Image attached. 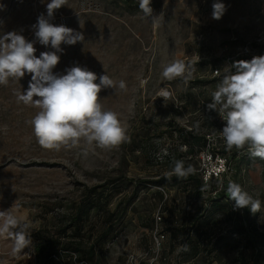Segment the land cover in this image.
Wrapping results in <instances>:
<instances>
[{
  "label": "rangeland",
  "instance_id": "374dc122",
  "mask_svg": "<svg viewBox=\"0 0 264 264\" xmlns=\"http://www.w3.org/2000/svg\"><path fill=\"white\" fill-rule=\"evenodd\" d=\"M50 2L0 0V35L17 31L35 41L37 57L55 51L41 45L32 28ZM221 2L227 11L216 20L214 0H152L153 14H164L158 28L143 17L139 0H66L54 11L50 23L82 33L84 41L62 43L53 72L78 65L94 72L97 83L101 75L113 79L117 87L102 88L100 102L118 114L129 139L111 150L84 141L44 149L28 123L39 109L17 101L31 74L0 85V211L12 208L34 224L32 245L20 255L12 256L11 240L0 237V264H241L259 248L258 264H264V160L250 157L235 173L231 150L220 179L201 186L153 182L170 172L164 156L192 165L201 178L210 171L225 145L219 132L225 121L207 108L212 93L231 61L264 55V0ZM175 61L191 65V78L163 77ZM214 68L220 76H212ZM121 80L126 89L118 88ZM162 88L171 95L161 97ZM187 133L205 134L213 149L198 147L179 158ZM229 180L260 200V211L236 210L226 194ZM123 205L122 217L108 215ZM78 208L86 212L76 217ZM156 232L164 234L159 249Z\"/></svg>",
  "mask_w": 264,
  "mask_h": 264
},
{
  "label": "clouds",
  "instance_id": "9594fccd",
  "mask_svg": "<svg viewBox=\"0 0 264 264\" xmlns=\"http://www.w3.org/2000/svg\"><path fill=\"white\" fill-rule=\"evenodd\" d=\"M151 2L139 0V9L143 17L150 19L153 27L158 28L164 14L154 15ZM63 5H66V0H51L46 5L47 16L41 14L37 23L32 25L36 40L43 46L50 45L55 51L41 52L37 57L35 41L26 40L17 31L0 35V85L8 84L10 78L19 81L26 73L31 74L27 90L16 95L18 102L39 109L28 123L42 148L59 151L61 147L76 146L84 141L89 146L95 144L100 149L111 150L129 139L118 114L105 110L100 102L101 89H115L116 82L105 74L97 83L94 72L78 65L65 69L66 74L53 72L60 61L57 53L63 52L61 44L75 45L84 41L82 33L50 23L54 11ZM4 7L0 4V10ZM226 11L225 3L214 0L213 19L219 20ZM193 71L191 65L175 61L163 68L162 75L167 80L176 77L187 80ZM217 75H220V70ZM118 88L126 89L123 80ZM170 95L169 91L161 89V97ZM207 108L216 111L225 121L219 132L227 150L247 148L252 157L264 160V55L254 56L250 61H234L225 67ZM195 174L196 169L192 165L185 166L183 160H174L171 171L164 177L169 180L172 176L186 179ZM206 188L207 185L201 191ZM226 194L229 200L234 201L236 210L248 208L253 214L260 211L261 201L253 198L241 184L229 180ZM11 209L0 211V237L11 240L10 254L17 256L32 245L34 224L27 217H17ZM184 250H187V245Z\"/></svg>",
  "mask_w": 264,
  "mask_h": 264
},
{
  "label": "trees",
  "instance_id": "16d2710c",
  "mask_svg": "<svg viewBox=\"0 0 264 264\" xmlns=\"http://www.w3.org/2000/svg\"><path fill=\"white\" fill-rule=\"evenodd\" d=\"M250 47L251 48H258V44L256 43H251L250 44ZM238 60H243V58H240V59H234L233 61H231L232 63L234 61H238ZM188 135H191L190 137L189 136H184V141L182 142V146L185 148V151L183 153H181L178 157L179 158H182L183 156H186L188 154H196V151L198 147L200 148H204L206 147L207 145V140H206V135L205 134H192V133H187ZM232 156H231V161H229V163H231L232 161L234 162V172L235 173H240L241 171V165H243L245 162H247L248 158L252 157L250 154L247 153V148L245 149H242V150H237L235 148L232 149ZM144 155L146 156V159L148 160V157H147V151L144 150L143 151ZM226 153H229V150L226 149V146L224 145V148L222 149L221 151V155L223 157L226 156ZM162 160H163V163H165L164 165H168L170 171H171V167L173 165V161L174 160H177V159H174L172 161L169 162V160H167V157L164 156L162 157ZM185 166H187L185 164ZM165 176V175H164ZM164 176L158 178L156 181H153L155 184L157 185H161V186H164V185H167V184H171V183H177V184H180V183H186V182H190L192 180L195 181V186L197 185H202V178L201 177H198L197 174L195 175H190L189 177H187L186 179H177L175 176L172 177L170 180L168 178H165ZM194 178V179H193ZM197 188V187H195ZM196 193V197H199L201 195V193H199V190L195 189L194 191ZM206 202L209 200V199H204ZM205 202V203H206ZM210 205H212L210 203ZM126 208H127V205H123L122 206H119L115 209L114 212L112 213H108L109 216H115V215H118V218L122 217L125 212H126ZM86 212L85 209H82V208H78L76 211H75V216L78 217L80 216L83 212ZM242 228V227H241ZM261 238H263V243H264V236L263 234L262 235H259ZM249 242L251 243L252 246H254L255 248L257 247V244H256V241L254 240V238H251V237H247ZM36 248H37V251H40L41 249V245L40 243H38L36 245ZM260 253H261V248H259L256 253H254V255L248 260L246 259H240V263L241 264H258V261L260 260L259 257H260Z\"/></svg>",
  "mask_w": 264,
  "mask_h": 264
},
{
  "label": "built area",
  "instance_id": "2783aa9c",
  "mask_svg": "<svg viewBox=\"0 0 264 264\" xmlns=\"http://www.w3.org/2000/svg\"><path fill=\"white\" fill-rule=\"evenodd\" d=\"M217 71H219L217 68H214L212 71V76H217ZM221 75V73H220ZM218 75V76H220ZM209 143L210 141H207V148H211L213 149V147H209ZM213 154L209 155V159L211 160L213 158ZM222 156V155H221ZM216 156L214 157V162L212 163V167L210 169L209 172H205L202 174V181L206 182L208 180H212V179H220L222 177L223 174H225L228 169H229V165L226 161V159L222 156ZM203 157V155L201 156ZM223 162V164L221 163ZM156 221H159L161 218L159 215H156L155 217ZM164 239V234L160 233V232H156L153 235V245L156 249H159L162 242Z\"/></svg>",
  "mask_w": 264,
  "mask_h": 264
}]
</instances>
